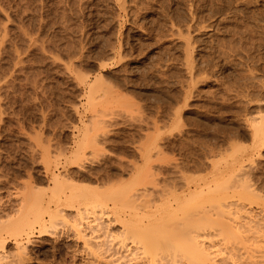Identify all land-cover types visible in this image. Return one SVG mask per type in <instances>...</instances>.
<instances>
[{
	"label": "rangeland",
	"instance_id": "1",
	"mask_svg": "<svg viewBox=\"0 0 264 264\" xmlns=\"http://www.w3.org/2000/svg\"><path fill=\"white\" fill-rule=\"evenodd\" d=\"M147 1L151 2L149 0H0V203L7 206L5 208L8 212L9 206L15 204L19 194L24 191V187L31 185L39 192L46 191L49 187L47 178L51 173L64 171L62 169L65 162H62L65 159V155H62L66 152L64 150L74 146V137L76 134L80 136L78 133L84 130L81 128L86 127L90 130L94 126L96 133H108L106 135L109 141L98 142L92 146L93 149L91 147L85 149L86 168H96L99 175L101 171L103 176L108 173V177H112L107 179L106 176H99L102 178H99L102 180L100 182L91 174L89 176L87 169L81 172V169L76 167L78 171L75 168L77 172H73L76 175L79 171L84 176L88 174L86 176L88 181L87 178H81L82 181L76 178V182L101 189L110 185L115 186L120 181L128 179L126 172L120 171L121 168L118 170V163L126 162L127 165L137 161L136 164H140L141 159H139L136 147L146 142L154 144L153 146L159 149V154H156L157 150H152L153 160L150 157L149 161L155 176L150 179H156L158 183L154 180L156 185L153 183L152 186L151 181L147 180V185L154 187L149 186L153 191L157 186L160 188L163 185L162 190L157 188L156 191L163 192L164 190L165 192L166 190L167 192L169 190L171 195V191L175 190L172 188L176 185L172 187L170 182L178 177L177 174H173L175 172L171 171L174 170L172 167L176 163L180 168L184 167L181 168L183 175H189L190 179L196 183L200 179L198 183L202 186L204 184V187L205 185L212 186L211 183L215 180L219 182L227 180V185L225 184L229 186V189L226 187L229 196L227 202L231 204V211L238 210L235 215L238 214L239 219L234 216L238 222L251 225V230L246 232L244 229L245 233L241 230L242 232L239 233L244 234L242 236L237 233L241 238L236 236L238 240L232 239L234 243L239 241L236 244L231 242V239L229 243L224 238H220L222 235L216 236L217 233L212 230L208 231L212 235L211 238L218 244L216 248H219L220 256H217V260L220 261L222 258L223 262H220L224 264H244V262L250 264L254 261V264H257L256 260L259 264L264 263V248H262L264 247L262 239L264 223L261 226L262 230L260 227L261 222H264V145L259 147L256 140H252V129L250 128L251 118L258 117L259 112L264 114V0H154V2L157 1L155 7L153 1L151 4H145ZM150 5H153L154 10L150 9ZM146 6L151 11L147 10ZM166 9L168 13L170 11L172 17ZM136 10L139 12L138 15ZM161 11L164 14L159 16ZM169 19L174 23L175 27L171 25L173 29L169 25ZM138 20L140 24L143 21L144 29L143 27L138 28L140 25L137 23ZM154 22L158 23L153 24ZM158 26L163 27L158 28ZM168 26L175 32L181 29L184 32L181 36L185 38L189 36L190 41L194 42L192 43L193 54L191 53L192 57L190 56L193 64L191 68H195L194 71L190 69L192 73H189L190 70L188 72L185 66H180L181 64L170 60L169 55L173 54L180 55L181 59L184 37L180 38L179 34L177 36L182 40L174 37L175 32L173 34ZM188 26L191 27L188 28L189 34L183 30L184 28L186 30ZM149 28L157 30L158 34L155 32L157 36L147 35ZM159 34L163 38L161 40H164L161 46H159L160 41L157 43L156 40ZM113 43L116 51L126 53L127 64L125 66L111 64L112 66L109 65L103 71H99L101 60L104 64L114 62L115 59L110 50V44ZM81 52L83 53L82 58L80 57ZM79 60H82L81 64ZM74 66L78 71L74 70ZM195 70L199 72L196 74ZM99 72L109 82L104 79L106 83L104 85L114 87L109 91L111 92L109 98L112 99L110 103L107 99L108 102L105 104L103 100L100 104L94 102L96 106L91 107L86 103L84 87L87 86L86 82L98 76ZM193 76L194 79L191 80ZM127 104L131 107L126 108ZM130 108L131 112H129ZM135 108H137L136 112ZM176 108L181 110L180 113L174 115ZM96 136L100 137L96 140H101L100 135ZM228 142L230 145L235 144L230 146L227 145ZM103 148L107 152L104 153ZM154 156L159 159H155ZM45 162L50 167L48 175L46 172L43 174L46 168ZM237 164L242 165V169L237 167L239 171L235 173L233 169L239 166ZM226 167H232V169ZM240 170L245 171H242L244 178ZM239 173L240 176H237ZM246 174L249 182L246 183L251 186L249 187L251 198L244 201L235 196L237 193L235 191L242 190L241 184L244 179H247ZM232 178H237L235 179L237 183H232ZM208 182L211 183L208 185L206 184ZM149 187L146 188L149 189ZM180 190L178 188V193ZM156 191L152 192L151 196L149 193V196L152 198L160 194ZM15 194L17 196H14ZM149 196L144 198L147 199ZM159 198L154 200L155 202L157 200V203L154 201L148 203H152L153 206L158 205L160 204ZM146 203L144 201L142 204L146 206H140L142 212L144 209L146 211L148 206ZM239 209H242V213ZM106 210L101 211L97 208V216L102 220L110 218ZM67 224L66 226L63 224L65 227L59 224L56 236L32 239L30 243L33 244L27 245L30 250L28 254L31 257L29 259L27 255L28 259L23 264H122L131 258L130 256L127 259L124 255L129 253L131 255L132 251L138 252L133 248L130 240L123 241L121 237L115 236L119 230L118 222L111 226L114 233H110L112 237L107 233L110 236L107 239V234L104 235L102 231H99L100 233L89 231L91 235L87 230L85 232L86 228H83V233H88V238L91 240H88V243L71 235L74 231L71 232L72 229ZM245 235H247L246 239ZM257 242L261 244L258 243V245ZM6 249L15 251L13 242L10 241ZM249 257L251 260L255 259L251 261L247 259ZM16 260L14 259V262ZM135 260L127 263H144V259L136 262ZM17 261L9 264H21Z\"/></svg>",
	"mask_w": 264,
	"mask_h": 264
},
{
	"label": "bare ground",
	"instance_id": "2",
	"mask_svg": "<svg viewBox=\"0 0 264 264\" xmlns=\"http://www.w3.org/2000/svg\"><path fill=\"white\" fill-rule=\"evenodd\" d=\"M117 1V0H115ZM154 2V0H149V2ZM159 1V0H157ZM157 1H155L154 3V7L157 3ZM178 1V0H177ZM212 1V0H210ZM148 3V1L145 4H151ZM122 3V1H121ZM195 3V2H194ZM210 3V2H209ZM128 4V3H127ZM144 4V5H145ZM192 4V3H191ZM197 4V3H196ZM100 5V4H99ZM161 5V4H160ZM140 6V5H139ZM151 6V5H150ZM157 6V5H156ZM122 7V6H121ZM153 5L151 6L150 9H152ZM153 7V8H154ZM191 7V6H190ZM147 10L151 11L150 9H148L149 7L146 6L145 7ZM144 9V8H142ZM145 9V11H147ZM162 9V7L160 8ZM168 9V8H167ZM166 9V12L168 11ZM140 10V9H138ZM136 10V12L138 11ZM154 10V9H152ZM158 10V9H157ZM192 10V9H190ZM64 11V10H63ZM156 11V10H155ZM164 12V10H162ZM161 11V13L159 14V16L163 13ZM144 12V11H143ZM158 12V11H157ZM156 12V13H157ZM139 12H137L138 15ZM165 13V12H164ZM163 13V14H164ZM168 13V12H167ZM136 14V13H135ZM134 14V15H135ZM145 14V12H144ZM170 15V11L168 13ZM171 14L174 15V13L171 12ZM194 15V13H191ZM136 15V16H137ZM142 15V14H141ZM166 15V13H165ZM192 15V17H193ZM212 15V14H211ZM167 16V15H166ZM171 16V15H170ZM169 16V17H170ZM197 16V15H196ZM209 16V15H208ZM132 17V16H131ZM142 17V16H141ZM156 17V16H155ZM158 17V15H157ZM163 18V16H161ZM165 17V16H164ZM172 17V16H171ZM174 17V16H173ZM191 17V16H190ZM195 17V16H194ZM199 17V16H197ZM139 18V17H138ZM143 18V17H142ZM150 18V17H149ZM161 18V19H162ZM168 18V17H167ZM136 19V18H135ZM164 19V18H163ZM171 19V18H170ZM169 19V20H170ZM175 19V18H174ZM194 20V18H191V20ZM199 19V18H197ZM196 19V20H197ZM113 20V19H112ZM115 20V19H114ZM137 20V19H136ZM157 20V18H156ZM160 20V19H159ZM190 20V19H189ZM155 21V19L153 20ZM137 22V21H136ZM143 22V21H142ZM142 22L140 24L139 20L137 23H139V27H141L142 29ZM152 22V21H151ZM160 22V21H158ZM158 22H154L158 23ZM166 22V19H165ZM173 21L170 20L169 25L171 26L174 23H172ZM177 22V21H176ZM196 22V21H195ZM194 22V24H195ZM199 22V21H198ZM87 23V22H86ZM134 23V21H133ZM136 23V25H137ZM135 24V23H134ZM152 24V25H153ZM166 24V23H165ZM176 24V23H175ZM177 24H179L177 22ZM162 25V24H160ZM163 25H164V21H163ZM203 25V24H202ZM192 26V25H191ZM145 27V26H144ZM143 27V29H144ZM151 27V26H150ZM163 26H158V28H161ZM169 27V26H168ZM172 27V26H171ZM175 27V26H174ZM177 27V25H176ZM179 27V25H178ZM185 27V25H184ZM165 28V27H164ZM180 28V27H179ZM182 28V27H181ZM188 28L190 29L191 27H186L183 29L184 31H186L187 34H189L188 32ZM198 28V27H197ZM205 28V27H204ZM101 29V28H100ZM147 29V28H146ZM173 29V27H172ZM169 27V30H172ZM202 29V26H201ZM80 30V29H79ZM154 30V29H153ZM153 30H151L149 28V31L146 32L147 35L151 34V35H155L158 34L157 30L153 32ZM160 30V29H159ZM158 30V31H159ZM177 30V29H175ZM63 31V30H62ZM161 31V30H160ZM159 31V32H160ZM195 31V29H194ZM5 32V31H4ZM144 32V33H145ZM156 32V34H155ZM163 32V31H162ZM174 32L175 31H171ZM183 31L181 29H178L175 34L173 35L174 37H178L177 35L179 34L180 39L178 37V39L182 40V52H181V59L179 58L180 55L176 56L175 54L173 55H169L171 56L170 60L174 61L176 64L179 63L181 64L180 66H185L186 69L189 70L193 69L191 67H193L192 62V58H190V56L192 57V50H194L193 48V41H190V37L187 36L185 38V36H181L183 33ZM145 33V34H146ZM154 33V34H153ZM170 33V31H169ZM182 33V34H181ZM81 34V33H80ZM162 34V33H161ZM161 34H159V38L156 39L157 43L160 41V45L161 46L164 43V40L162 41L161 39L162 36H160ZM186 34V35H187ZM192 34V33H191ZM29 35V34H28ZM172 35V33H171ZM170 35V36H171ZM185 35V34H184ZM4 36V35H3ZM34 36V35H33ZM86 36V35H85ZM157 36V35H156ZM164 36V34H163ZM166 37V36H165ZM172 37V36H171ZM32 38V37H31ZM165 39V38H164ZM175 39V38H174ZM27 40V39H26ZM48 40V39H47ZM63 40V38H62ZM155 40V41H156ZM31 41V40H30ZM34 41V40H33ZM32 41V42H33ZM40 41V40H39ZM66 42V41H65ZM180 42V41H179ZM124 43V42H123ZM202 43V42H201ZM223 43V42H222ZM37 44V42H36ZM69 44V43H68ZM71 44V43H70ZM78 44V43H77ZM76 44V45H77ZM196 44V43H195ZM198 44V43H197ZM29 45V44H28ZM80 45V44H79ZM86 45V44H84ZM111 45V46H110ZM110 50L112 51V57L115 59L113 63L110 64H104L102 63V60L100 61L101 64H99V71H103L104 68H107V66L109 65H116L119 64L120 66H125V64H127V55L126 53L123 54L120 51H116L115 47H114V43L110 44ZM82 46V45H81ZM119 47V43L117 45ZM126 46V45H124ZM39 47V46H38ZM42 47V46H41ZM66 47V46H65ZM74 47V46H73ZM174 47V46H173ZM218 47V46H217ZM84 48V47H83ZM117 48V47H116ZM169 48V47H167ZM41 50V49H40ZM80 50V49H79ZM84 50V49H83ZM109 50V52H110ZM120 50V49H118ZM162 50V49H161ZM172 50V49H171ZM170 50V51H171ZM76 51V50H75ZM87 51V49L85 50ZM66 52V51H64ZM84 52V51H83ZM167 52V51H166ZM169 52V51H168ZM172 52V51H171ZM170 52V53H171ZM224 52V51H223ZM48 52H46L47 54ZM50 53V52H49ZM53 53V52H52ZM68 53V52H67ZM192 53V54H191ZM13 54V53H12ZM51 54V53H50ZM64 54V53H63ZM73 54V53H72ZM83 53H80V57L82 58ZM105 54V53H104ZM17 55V54H16ZM49 55V54H48ZM55 55V53H54ZM76 55V54H75ZM98 55V54H97ZM175 55V56H174ZM53 56V55H52ZM174 56V57H172ZM52 58V57H51ZM54 58V57H53ZM111 58V57H108ZM15 59V58H14ZM66 59V58H65ZM64 59V60H65ZM69 59V58H68ZM126 59V60H125ZM191 59V61H190ZM195 59V58H194ZM51 60V59H50ZM61 60V59H60ZM111 60V59H110ZM112 60V61H113ZM167 60V59H166ZM165 60V61H166ZM201 60V59H200ZM53 61V60H52ZM75 61V60H74ZM82 61V60H81ZM81 61L79 60V63L81 64ZM170 61V62H172ZM64 62V61H63ZM104 62V61H103ZM169 62V59H168ZM167 62V63H168ZM172 62V63H174ZM83 63V62H82ZM194 63V62H193ZM73 64V63H72ZM104 64V65H103ZM192 64V66H191ZM111 65V66H112ZM172 65V64H171ZM67 66V64H66ZM69 66V65H68ZM98 66V65H97ZM110 66V67H111ZM173 66V65H172ZM179 66V65H178ZM165 67V66H164ZM72 68V67H71ZM123 68V67H122ZM181 68V67H180ZM66 69V68H65ZM77 70V67L75 68L74 66V70ZM121 69V68H120ZM195 69V68H194ZM193 69V71H194ZM68 70V69H67ZM112 70V69H110ZM167 70V69H166ZM203 70V69H202ZM78 71V70H77ZM76 71V72H77ZM163 71V70H162ZM161 71V72H162ZM75 72V71H73ZM72 72V73H73ZM107 72V70H106ZM196 72V70H195ZM199 72V70L197 71ZM196 72V74H197ZM202 72V71H201ZM204 72V71H203ZM63 73V72H62ZM87 73V72H86ZM189 73H192V70H190ZM99 72L98 76H94L93 79H90L89 82H86L87 86L84 87L85 90V97H86V103L90 104V106H96L97 103L100 104V101H104L110 103V99L109 98L111 96V90H113L112 86L108 87L104 82L106 78H104L102 76V74ZM165 73H163L164 75ZM194 74V72H193ZM192 74V75H193ZM2 75V74H1ZM65 75V74H64ZM166 75V74H165ZM168 75V74H167ZM204 75V74H203ZM201 75V76H203ZM84 76V75H83ZM82 76V78H83ZM118 76V75H117ZM195 76V74H194ZM194 76L191 80L194 79ZM200 76V75H199ZM200 76V77H201ZM66 77V76H65ZM70 77V76H69ZM81 77V76H80ZM191 77V76H190ZM198 80V77H196ZM243 78V77H242ZM118 79V78H117ZM201 78H199L200 80ZM203 79V78H202ZM78 80V79H77ZM80 80H82L80 78ZM171 80V79H170ZM195 80V82H196ZM9 81V80H8ZM121 81V80H120ZM169 81V80H168ZM185 81V80H184ZM249 81V80H248ZM85 82V80L83 81ZM108 82V81H107ZM109 83V82H108ZM127 83V82H126ZM183 83V82H182ZM181 83V84H182ZM180 84V85H181ZM195 84V83H194ZM260 85V84H259ZM231 86V85H230ZM220 88V87H219ZM227 88V86H226ZM225 88V89H226ZM240 88V87H239ZM244 88V87H243ZM247 88V87H246ZM116 91V90H114ZM226 92V91H225ZM242 92V91H241ZM116 93V92H115ZM179 93V92H178ZM228 93V92H227ZM126 94V93H124ZM123 95V93H122ZM122 95L120 97H122ZM191 95V94H190ZM113 96V95H112ZM116 97H118V95H115ZM221 96V95H220ZM240 96V95H239ZM166 97V96H165ZM213 97V96H212ZM246 98V97H245ZM244 98V99H245ZM107 99H109L107 101ZM186 98H184V101ZM241 99V97H240ZM114 100V99H113ZM117 100V99H115ZM128 100V99H127ZM98 101V102H97ZM255 101V100H254ZM96 104H93V103ZM115 102V101H114ZM120 102V101H118ZM260 102V101H259ZM103 103V102H102ZM111 103H113L111 101ZM129 104H132L131 102H128ZM246 103V102H245ZM262 103V102H261ZM93 104V105H92ZM121 104H123L121 102ZM125 104V102H124ZM129 104H127L128 106L126 108H129L131 106H129ZM136 106V105H135ZM133 107V106H132ZM261 107V106H260ZM135 108V112H136ZM177 110H175L174 115H177L178 113H180L181 109L176 108ZM98 110V109H97ZM139 110V109H138ZM167 110V109H166ZM258 110V109H257ZM261 110V109H260ZM259 110V111H260ZM128 112V110H126ZM131 112V108L130 111ZM134 112V111H132ZM258 112V111H257ZM138 113V112H137ZM235 113V112H234ZM262 112H259L258 117H254L251 118L252 120L250 121V128L252 129V140L255 139L254 141L258 143L259 147L261 145H264V114H261ZM132 114V113H131ZM136 114V113H135ZM258 114V113H257ZM138 115V114H137ZM140 115V114H139ZM168 115V114H167ZM256 115V114H255ZM97 116V115H96ZM98 117V116H97ZM247 117V116H246ZM147 118V117H146ZM95 119V118H93ZM147 120V119H146ZM156 121V120H155ZM249 121V120H248ZM151 122V121H150ZM153 122V120H152ZM151 122V123H152ZM95 123V122H94ZM106 124V123H105ZM104 125V124H102ZM91 126V125H90ZM155 126V125H154ZM105 127V126H104ZM147 127V126H146ZM107 129V127H105ZM109 128V127H108ZM84 129V130H82ZM102 129V128H100ZM80 130V129H79ZM78 130V131H79ZM82 131H80V136L76 134V136L74 137V141H73V147L72 148H68L64 151L62 155H65V159L62 161L64 162V164L62 165V169L64 171H59V172H52L50 171L51 175L47 178V183L49 185V187L46 189V191L44 192H39L38 190H36L33 186L31 185H26L27 187H24L23 190L20 194L19 197L17 198V200L15 201V204H11L9 206V211L6 212V208H5V204L3 205L2 202L0 203V264H9L12 260V262H14V259L19 263L23 264L28 257H26L27 255H29L28 253L30 252V250L27 248V245L31 242V240H36L34 238H42V237H50L53 235H58V226L60 224L61 225H65L66 224L72 229L71 232H73L74 237H76V239L80 238L83 239L84 243H88L89 241H91L88 238V233H83L84 229L85 232H98L102 231L105 233L109 234L112 237V234L110 233H114L112 232V228L111 226H113L115 223L119 225V230L118 232L115 234V236L117 235L118 237H121L120 239H123V241L126 240H130L133 243V248L135 250H137L138 252L135 251V253L132 251L131 255L130 253L128 255H124V257L127 259L131 256V258H129L127 261L125 260L124 262H122V264H129L127 262L133 261L135 260L134 258H136L135 262L139 259H144V263L143 264H224L222 263L223 260L222 258L219 260H217V256H220L218 254L219 252V248L217 249V243L215 242V240L213 238H211L212 235H210L209 232H211L210 230L216 232V236L218 235H222L220 236V238H224L226 241H228L230 243V239L232 240L233 238H236L238 240V238L236 236H238L239 238H241L242 235L244 234H240L243 230V232H249L247 230H249L251 228V225H248V220H247V224H244L245 222H238L239 217L238 214H236L237 211L232 212L231 210V204L230 202H227L228 199V193L226 190V187H228L227 189H229V186H225L226 181L227 180H222L224 181V183L220 180L218 181H213V183L208 182L206 184H212V186L207 187L204 184L202 186V184H199V180L196 182H193V179H190L188 173L186 176L183 175V172L181 171V168H184L182 165V167L180 168V166L177 165V163L175 165H173L174 167H172V169L174 168V170H171L172 172H175L173 174H177L178 177L173 178V181L170 182V184L172 185V187L174 186L172 189H175L174 192L171 191V195H170V191L168 190L166 192L162 191H156L158 190L157 188H159V186H157L156 189H154V191L152 190L153 185H156L155 183L157 180L150 179V177H154L155 175L152 172V166H151V162L149 161L150 159H152L151 153L152 150H157L156 154L159 152V149H157V147L153 146L151 143L146 142V143H142L140 145V147H136V150L138 151L139 154V159H141V163L140 164H136L137 161H135V163H128L127 165L125 163H118L117 168L118 170L121 168L120 171H122L123 173L126 172V174H128V179L125 181H120L117 185L115 186H108L105 189H101L99 187H90L88 185H82L79 184L80 182H76L75 179H83V178H87L86 176L88 175L87 173H89L92 176H94V179H98L103 176L101 171H100V175L97 172V170L95 169H87L86 168V151L87 148H92V146L98 142L99 143H105L108 140V133L105 134H98L96 133V127H92L90 130L89 128H81ZM77 131V132H78ZM91 131V133H90ZM150 131V130H149ZM104 132V131H103ZM151 133V132H150ZM107 134V135H106ZM96 135H100L101 136V140H96V139H100V137L98 138V136ZM150 135V134H149ZM97 137V138H96ZM128 137V136H127ZM148 137V135H147ZM149 139V137H148ZM148 139L146 138V140L148 141ZM143 140V139H141ZM109 141V140H108ZM249 141V140H248ZM253 141V142H254ZM138 142V141H137ZM233 142V141H232ZM135 143V142H134ZM140 143V142H139ZM181 143V142H180ZM240 143V142H239ZM96 144V145H97ZM156 144V143H155ZM235 144V143H233ZM231 144V145H233ZM237 144V143H236ZM134 145V144H133ZM202 145V144H201ZM227 145H230V143L228 142ZM230 145V146H231ZM102 146V145H101ZM157 146V145H156ZM210 146V145H209ZM257 146V144H256ZM103 147V146H102ZM101 147V149H102ZM48 148V147H47ZM94 148V147H93ZM92 148V149H93ZM96 148V147H95ZM121 148V147H120ZM153 148V149H152ZM155 148V149H154ZM209 148V147H208ZM255 148V147H254ZM228 149V148H226ZM232 149V148H231ZM257 149V148H255ZM259 149V148H258ZM104 153L107 152L104 148ZM229 150V149H228ZM60 151V150H59ZM85 151V152H84ZM100 151V150H99ZM136 151V152H137ZM212 151V150H211ZM218 151V150H216ZM234 151V150H233ZM232 151V152H233ZM33 152V151H32ZM49 152V151H48ZM155 152V151H154ZM198 152V151H197ZM224 152V151H222ZM227 152V151H226ZM62 153V152H61ZM190 153V152H189ZM229 153V152H228ZM52 154V153H51ZM49 154V155H51ZM86 154V155H85ZM102 154V153H101ZM159 154V153H158ZM163 154V153H161ZM220 154V153H219ZM225 154V153H224ZM227 154V153H226ZM260 154V153H259ZM47 155V154H46ZM49 155L47 157H49ZM221 155V154H220ZM229 155V154H228ZM257 155V154H256ZM222 156V155H221ZM46 157V158H47ZM118 157V156H117ZM151 157V158H150ZM155 157V156H154ZM116 158V157H115ZM122 158V157H121ZM150 158V159H149ZM157 157H155L156 159ZM232 158V157H231ZM45 159V158H44ZM43 159V160H44ZM51 159V158H50ZM159 159V157L157 158ZM48 160V158H47ZM120 160V159H119ZM122 160V159H121ZM153 160V159H152ZM165 160V159H164ZM46 161V160H44ZM49 161V160H48ZM47 161V162H48ZM55 161V160H53ZM98 161V160H97ZM131 161V160H130ZM173 161V160H172ZM175 161V160H174ZM211 161V160H210ZM58 162V161H57ZM181 162V160H180ZM50 163V162H49ZM117 163V162H116ZM209 163V162H208ZM241 163V162H239ZM252 163V162H251ZM48 164V163H47ZM125 164V165H124ZM243 164V163H242ZM46 165V162H45ZM55 165V164H54ZM53 165V166H54ZM60 165V164H58ZM89 165V164H88ZM154 165V164H153ZM232 165V164H231ZM234 165V164H233ZM239 165V164H237ZM249 165V164H248ZM57 166V165H56ZM55 166V168H56ZM61 166V165H60ZM104 166V165H103ZM158 166V165H157ZM160 166V165H159ZM169 166V165H168ZM242 165L236 166L233 170L236 171L235 173H237V170L241 168ZM244 166V165H243ZM80 168L81 172H84L82 170L87 169L86 171H88L86 173V176H84V174H82L80 171V173L77 175L75 173H73L74 171L77 172V168ZM162 167V166H160ZM217 167V166H216ZM237 167H239L237 169ZM257 167V166H256ZM49 165H46L45 171L43 174L48 175V171H49ZM76 168V170H74ZM227 168V167H226ZM60 169V168H59ZM107 169V168H106ZM160 170H162L161 168H159ZM218 169V168H217ZM227 169H232L231 168H227ZM94 170V171H93ZM159 170V171H160ZM213 170V169H212ZM225 170V168H224ZM223 170V172H224ZM232 170V172H233ZM246 170V169H245ZM99 171V170H98ZM163 171V170H162ZM161 171V172H162ZM239 171V170H238ZM241 171V170H240ZM243 171V170H242ZM240 172L241 174L243 172ZM27 172V171H26ZM30 172V171H29ZM48 172V173H47ZM103 172V171H102ZM110 172V171H109ZM182 172V173H181ZM218 172V171H217ZM120 173V172H119ZM171 173V172H170ZM240 173L237 176H240ZM157 174V173H156ZM190 174V173H189ZM197 174V173H196ZM199 174V173H198ZM220 174V172H219ZM232 174V173H231ZM159 175V174H157ZM172 175V173H171ZM175 175V176H177ZM193 175V174H192ZM216 175V174H215ZM223 175V174H222ZM226 175V174H225ZM235 175V174H234ZM244 174H242L243 177ZM29 176V173H28ZM31 176V174H30ZM100 176V177H99ZM106 176V177H105ZM103 176L105 178H107L109 176L108 173H106V175ZM111 176V175H110ZM114 176V175H113ZM162 176V175H161ZM227 176V175H226ZM247 176V174L245 175ZM112 177V176H111ZM111 177H108L107 179H110ZM149 179H148V178ZM158 177V176H157ZM156 177V178H157ZM220 177V176H219ZM225 177V176H224ZM229 177V176H228ZM250 177V175H249ZM169 178V179H172ZM196 178V177H195ZM202 178V177H201ZM244 178V177H243ZM242 178V179H243ZM246 178V177H245ZM81 179V181H82ZM102 179V178H100ZM179 179L181 181V183H179L180 181L177 180ZM217 179V178H216ZM221 179V178H219ZM229 179V178H228ZM233 179V178H232ZM237 179V178H235ZM235 179H233V182H236ZM239 179V178H238ZM32 180V178H31ZM88 181V178L86 179ZM84 180V181H86ZM92 180V178L90 179ZM106 180V179H105ZM147 180L151 181V185H147ZM165 180V179H164ZM175 180V181H174ZM195 180V179H194ZM247 180V181H245ZM252 180V179H251ZM2 181V180H1ZM94 181V180H93ZM97 181V180H96ZM100 182L102 180H99ZM97 181V182H99ZM104 181V180H103ZM153 181V182H152ZM171 181V180H170ZM177 181H179L177 183ZM229 181V180H228ZM232 181V180H230ZM238 181V180H237ZM241 181V180H240ZM243 181V180H242ZM250 181V180H249ZM31 182V181H30ZM248 182V176L247 179H244V181L241 184L242 190L238 191L236 190L235 193H233L235 196H237L238 199H244L245 200H249L250 197V192L251 189L249 187L250 184H247ZM28 183V182H27ZM32 183V182H31ZM46 183V184H47ZM149 183V182H148ZM161 183V182H160ZM193 183V184H192ZM202 183V182H201ZM237 183V182H236ZM240 183V182H239ZM30 184V183H29ZM112 184V183H111ZM114 184V183H113ZM150 184V183H149ZM169 184V185H170ZM180 184V185H179ZM255 184V183H254ZM25 185V184H24ZM93 185V184H92ZM96 185V184H95ZM170 185V186H171ZM177 185L179 187H177ZM227 185V184H226ZM231 185V184H230ZM243 185V186H242ZM97 186V185H96ZM149 186H151L152 188H150ZM163 186V185H162ZM161 186V187H162ZM232 186V185H231ZM230 186V188H231ZM235 186V185H234ZM233 186V187H234ZM237 186V185H236ZM239 186V185H238ZM237 186V187H238ZM262 186V185H261ZM38 187V186H36ZM146 187H149V189H147ZM159 188V190H162L163 188ZM177 187V188H176ZM240 187V186H239ZM240 187V188H241ZM169 187H167L168 189ZM171 188V187H170ZM178 188H180V192L178 193ZM236 188V187H234ZM151 189V192H150ZM177 189V190H176ZM250 189V191H249ZM248 190V191H246ZM256 190V189H255ZM15 191V190H14ZM19 191V190H18ZM156 191V193H160V194H156L154 196H152V198L150 197L152 192L154 193ZM258 191V190H257ZM148 192V193H147ZM254 192V191H252ZM147 193V194H146ZM150 193V196H149ZM168 193V194H167ZM260 194V193H259ZM264 194V193H263ZM18 195V193H17ZM16 194L14 196H17ZM149 196L147 199H145V196ZM159 195V196H157ZM168 195H170L168 197ZM167 196V197H166ZM153 197L155 199L159 198V202L160 204L156 205L152 203H148V202H153L155 199H153ZM144 198V199H143ZM236 198V199H237ZM263 198V197H262ZM149 199V200H148ZM151 199V201H150ZM235 199V198H234ZM15 200V199H14ZM13 200V201H14ZM146 204H148L147 208L146 207V211L148 209V211L146 212L144 209V212L141 211V207L145 204H142L144 201ZM1 201V200H0ZM7 201V200H6ZM234 201V200H233ZM239 201V200H238ZM142 202V203H140ZM158 202V203H159ZM242 202V201H241ZM154 203H157L154 201ZM243 203V202H242ZM233 204V203H232ZM251 204V203H250ZM249 204V205H250ZM235 205V204H234ZM258 205V204H257ZM264 205V204H263ZM146 206V205H145ZM144 206V207H145ZM7 207V206H6ZM235 207V206H234ZM261 207V206H260ZM264 207V206H263ZM101 209V211L103 209H107L106 212L108 213V215L110 214V218L102 220L99 216H97L96 213V209ZM237 208V207H236ZM260 209V208H259ZM109 210V211H108ZM241 212L242 209H239ZM252 210V209H251ZM98 211V210H97ZM140 211V212H139ZM247 211V210H246ZM100 212V211H99ZM142 212V214H141ZM249 212V211H248ZM252 212V211H251ZM144 213V214H143ZM242 213V212H241ZM253 214V213H251ZM107 215V214H106ZM238 218H236L235 216ZM103 217V216H102ZM251 217V216H250ZM249 217V218H250ZM253 218V217H252ZM244 219V216H243ZM253 219H251L252 221ZM255 220V219H254ZM260 220V219H259ZM262 221V220H261ZM253 222V221H252ZM256 222V220H255ZM254 222V223H255ZM260 223V221H258ZM66 223V224H65ZM253 223V224H254ZM259 223H257L259 225ZM262 223H264L263 221L261 222L260 227L263 225ZM252 224V225H253ZM62 227H65V226ZM246 225V226H245ZM248 225V226H247ZM69 227L67 228L68 230ZM257 227V226H256ZM259 227V226H258ZM264 227V226H263ZM261 227V230L262 228ZM84 228V229H83ZM58 229V230H57ZM245 229V231H244ZM255 229V226H254ZM259 229V228H258ZM87 230V231H86ZM251 230V229H250ZM209 231V232H208ZM89 232V233H90ZM101 232V233H102ZM240 232V233H239ZM90 233V234H91ZM209 233V234H208ZM239 233L241 236H239ZM253 233V232H252ZM75 234V235H74ZM96 234V233H95ZM106 236L109 238L110 236ZM92 235V234H91ZM94 235V234H93ZM100 235V234H99ZM103 235V233H102ZM103 235V236H104ZM215 235V234H214ZM213 235V236H214ZM259 235V234H258ZM72 236V237H73ZM116 236V237H117ZM245 235V239H246ZM70 237V236H69ZM96 237V236H95ZM105 237V236H104ZM209 237L211 238L210 240ZM215 237V236H214ZM261 237V235L259 236ZM91 238H93L91 236ZM99 238V237H98ZM114 238V237H113ZM105 239V240H106ZM115 239V238H114ZM223 239V240H224ZM262 239L264 240V230L262 233ZM89 240V241H88ZM97 240V239H96ZM99 240V239H98ZM109 240V239H108ZM111 240V239H110ZM117 240V238H116ZM119 240V239H118ZM214 240V241H212ZM11 242H13V246L15 248V251H8L7 245ZM104 241V240H103ZM122 241V240H121ZM217 241V240H216ZM221 241V240H220ZM257 241V240H255ZM33 242V241H32ZM218 242V241H217ZM233 242V240L231 241ZM239 241H236L234 244L238 243ZM248 242V240H247ZM101 243V242H100ZM103 243V242H102ZM101 243V244H102ZM111 243V242H108ZM124 243V242H123ZM244 243V241H243ZM260 242H257V244ZM33 244V243H30ZM222 244V243H221ZM225 244V243H224ZM245 244V243H244ZM261 244V243H260ZM239 245V244H238ZM237 245V246H238ZM253 245V244H252ZM259 245V244H258ZM263 245V243H262ZM109 246V245H108ZM236 246V245H235ZM256 246V245H255ZM264 246V245H263ZM58 247V246H57ZM99 247V246H98ZM101 247V246H100ZM128 247V245H127ZM54 248V247H53ZM104 248V247H103ZM264 248V247H262ZM28 249V250H27ZM57 249V248H56ZM55 249V250H56ZM106 249V248H105ZM104 249V250H105ZM133 249V250H134ZM223 249V248H222ZM228 250V249H227ZM57 251V250H56ZM88 251V250H87ZM103 251V250H102ZM109 252V251H108ZM224 252V250L222 251ZM12 253V254H11ZM128 253V251H127ZM262 253V252H261ZM53 254H55L53 252ZM57 254V253H56ZM89 254V253H88ZM32 255V254H31ZM224 255V254H223ZM264 255V254H263ZM123 256V255H122ZM249 256V254H248ZM30 255H29V259H30ZM36 257V256H35ZM60 257V256H59ZM123 257V258H124ZM139 257V258H138ZM238 257V256H237ZM243 257V256H242ZM263 257V256H262ZM14 258V259H11ZM226 258V257H225ZM229 258V257H228ZM253 258V257H252ZM11 259V260H9ZM247 259H250L247 258ZM255 258H253L254 260ZM246 260V259H245ZM251 260V259H250ZM251 260V261H253ZM261 260V259H260ZM15 261V262H16ZM141 261V260H140ZM146 261V262H145ZM244 261V260H243ZM11 262V263H12ZM14 262V263H15ZM247 262V261H246ZM249 262V261H248ZM255 262V261H254ZM254 262L250 263V264H254ZM259 262V261H258ZM256 260V263L259 264ZM63 263V262H62ZM93 263V262H92ZM134 263V262H133ZM263 263V262H262ZM261 263V264H262ZM97 264V263H96ZM230 264V263H227ZM234 264V263H232ZM245 264V262H244ZM264 264V263H263Z\"/></svg>",
	"mask_w": 264,
	"mask_h": 264
}]
</instances>
